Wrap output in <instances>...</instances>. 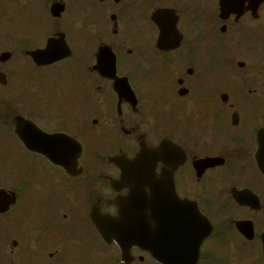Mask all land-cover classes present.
Segmentation results:
<instances>
[{
  "label": "flooded vegetation",
  "instance_id": "1",
  "mask_svg": "<svg viewBox=\"0 0 264 264\" xmlns=\"http://www.w3.org/2000/svg\"><path fill=\"white\" fill-rule=\"evenodd\" d=\"M96 2L99 21L89 23L92 13H87L85 23L71 26V56L41 66L28 59L23 64L22 106L0 107L4 125L21 115L45 133L77 140L82 145L79 161L87 155L81 174L68 177L43 156L23 150L35 159L25 173L31 189L22 191L24 215L56 219L64 236L28 224L11 226L18 207L8 205L0 213V264H119L114 245L94 234L88 238L71 221L84 220L97 201L102 212L115 210L106 205L114 194L100 174L106 169L114 176L120 170L100 158L133 160L140 141L155 146L162 140L176 195L187 209L189 201V209H197L211 227L197 264H264V152L258 153L256 135L264 130V77L261 86L255 85L256 79L243 71L245 65L237 67L238 56L221 54L230 51V42L250 30L252 22L259 26L264 21V8L254 18L248 11L221 15L219 0ZM232 3L247 5L245 0ZM160 29L180 33L177 48L156 49ZM177 43V35L169 33L166 46ZM101 46L114 54L116 77L125 79L131 92L126 82L94 70ZM6 79L17 90L12 71ZM6 87L0 85V91ZM90 139L99 150H88ZM92 158L97 159L95 166H89ZM205 158L213 164L199 167ZM161 171L157 163L156 179ZM0 191H13L11 172L1 167ZM131 253L132 264L143 263L144 255L136 249Z\"/></svg>",
  "mask_w": 264,
  "mask_h": 264
},
{
  "label": "rangeland",
  "instance_id": "2",
  "mask_svg": "<svg viewBox=\"0 0 264 264\" xmlns=\"http://www.w3.org/2000/svg\"><path fill=\"white\" fill-rule=\"evenodd\" d=\"M83 1L84 0H79V2H83ZM40 7H41V0H30L22 9L29 12L30 9L35 10ZM20 8L21 7L19 4L12 5V9L14 10L15 13ZM92 10L95 11V7H92ZM2 21H3V14L0 13V22ZM27 21H28L27 18L21 16L19 23L26 24ZM22 32H23V29H17L13 31L14 34L22 33ZM256 47H257V44H254L251 47V50H253L254 52ZM258 49L260 50L259 53L263 55L264 46H261ZM9 154L11 155L9 158H7ZM0 159L3 161V162H0V167H2L4 171H7V170L10 171L11 177L13 176V178L16 179V182H19L21 184L22 182V172H21L22 158L20 156V152L18 151L16 144L11 140V135L3 133V132H0ZM16 221H17L19 228L24 227V225L22 224H28L29 226L38 225V222L28 221L22 217H17ZM13 224L14 223L11 220V226ZM9 225H10V222H9ZM89 232H92L91 228L87 227L85 230V233L87 234Z\"/></svg>",
  "mask_w": 264,
  "mask_h": 264
}]
</instances>
